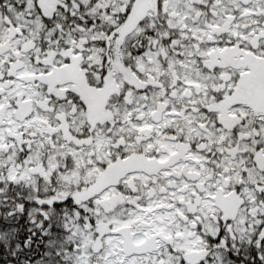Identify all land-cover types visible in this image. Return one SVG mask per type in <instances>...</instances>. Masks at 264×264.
I'll use <instances>...</instances> for the list:
<instances>
[{"label": "snow or ice", "instance_id": "snow-or-ice-1", "mask_svg": "<svg viewBox=\"0 0 264 264\" xmlns=\"http://www.w3.org/2000/svg\"><path fill=\"white\" fill-rule=\"evenodd\" d=\"M0 264H264V0H0Z\"/></svg>", "mask_w": 264, "mask_h": 264}]
</instances>
